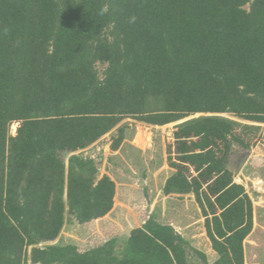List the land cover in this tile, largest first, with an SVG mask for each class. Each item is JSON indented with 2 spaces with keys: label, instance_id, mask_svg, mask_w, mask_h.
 <instances>
[{
  "label": "trees",
  "instance_id": "16d2710c",
  "mask_svg": "<svg viewBox=\"0 0 264 264\" xmlns=\"http://www.w3.org/2000/svg\"><path fill=\"white\" fill-rule=\"evenodd\" d=\"M223 113L264 124V0H0V264H245L252 202L228 164L258 127L204 115ZM194 114L175 126L162 192L194 195L212 263L152 215L121 243L38 246L67 216L82 224L113 206L114 181L81 150L124 117Z\"/></svg>",
  "mask_w": 264,
  "mask_h": 264
},
{
  "label": "rangeland",
  "instance_id": "374dc122",
  "mask_svg": "<svg viewBox=\"0 0 264 264\" xmlns=\"http://www.w3.org/2000/svg\"><path fill=\"white\" fill-rule=\"evenodd\" d=\"M104 67L105 66L102 64H97L99 74H101ZM204 115H217L233 121H238L240 124L258 127V129L255 130L252 128L250 131L245 130L243 132V138L244 141L248 143V147H242L238 144L232 146L228 167L231 169L232 173H234L241 154L248 151L249 154L243 167L238 172L237 176H233L234 181L244 185L245 190H247L248 193L254 194V192H260L258 195L261 196V191L264 190V124L242 120L228 113ZM198 116H200V114H194L180 121L160 127H155L130 117H124L116 127H125L124 136L126 137V135H128L127 139L129 138V141L135 139L134 136L136 133H139L138 138L143 137V135L146 134V143H151L150 150L148 152L146 150V154L141 156L136 152H133V149L130 147L135 146H131L130 142L126 141L123 146L120 147L119 145V149L116 151L111 150V142L117 136L116 127L103 135L95 143L81 150L80 154L94 160L98 167V177L105 174L114 181L115 187L120 194V199L126 195L127 197L130 195L129 197L133 198L132 203L136 204L137 197H141L144 204H147V202H150L153 199L159 200L162 198V193H160L162 182L168 174L175 171V169L169 166V151L173 157V133L176 129L175 126L182 121ZM17 126L18 123H12L10 125L9 132L11 135L15 134ZM237 129L240 131L242 130L241 126H238ZM134 143L138 144L136 142ZM67 156L68 155L66 154L63 155L65 161L67 160ZM162 166H164V168ZM160 168L163 170H160ZM258 177L263 179H257ZM258 189H261V191ZM126 190H130L129 195ZM186 197L187 196L183 197L186 201L185 203L180 202L179 206L176 204L171 208L172 214L170 215L178 222V226L174 229L187 239L193 248L202 252L205 255L206 260L210 262V260L217 256V253L213 250L207 234L202 233L205 229V216L202 214V208L199 205L198 209L200 211V216H198V214L194 215V210L189 206V200H187L190 199V197ZM181 204L184 205L181 207ZM134 210H136V208H134ZM143 211L146 214L147 208H143ZM154 214L158 221L166 223L168 215H166L159 206H157L156 211L154 210ZM154 214H152V216H154ZM208 217L211 218L212 214H209ZM258 219V225L264 226V216L260 215ZM133 221L134 220H132L131 223L127 222L119 209L114 210L113 212L109 211L104 216L82 224L77 223L73 218L67 216L66 222L57 238L52 241L42 242L38 246L45 244L71 243L76 245L78 250L84 251L98 246L112 237H116L118 242L121 243L122 240L127 238L129 234L128 231L131 227L135 226V222ZM258 231H260L259 227H257L253 243L246 242L247 259L248 261L254 259L251 251H249L248 245L251 246L257 242L260 244L256 246L257 249H259L257 260H259L260 263H264V235L262 236ZM260 235L261 238L258 240ZM188 259L190 264H203L200 257L195 256L194 254L190 255ZM27 264H30L29 260Z\"/></svg>",
  "mask_w": 264,
  "mask_h": 264
},
{
  "label": "crops",
  "instance_id": "0c3cea01",
  "mask_svg": "<svg viewBox=\"0 0 264 264\" xmlns=\"http://www.w3.org/2000/svg\"><path fill=\"white\" fill-rule=\"evenodd\" d=\"M153 126L160 127L159 125H153ZM125 134H126V132H125ZM138 134L139 133H136L135 136H134L135 139H132L131 141L128 140L129 138L127 139L128 135H126V137L124 136L123 140L120 143V147L123 146L125 141L126 142H130L131 146H135V147H130V148L133 149V152H136L138 155L143 156L144 154H146V150H147V152L150 150L151 143L150 144L146 143L147 142V137H145L146 134L143 135V137H140L141 139L138 138ZM134 142L138 143L139 145L135 144ZM118 149H119V147H118ZM114 151H116V150H114ZM162 167L164 168V166H162ZM161 168H160V170H163ZM169 175L170 174H168L164 178V180L162 182V185H161L160 193H162V198L159 199V200L158 199H153L150 202H147V204L146 203L144 204V201L141 199V197H137V200H136L137 203L133 204L132 203L133 198L129 197L130 196L129 195L130 190H126V192H128V195H129L128 197L126 195L125 197L120 199V196H119L120 194L117 191V188L115 187L114 202H113V206H112V209L110 210V212H113L114 210H118L119 209L121 211L124 219H126L127 222L131 223L132 220H134L133 222H135V226L131 227V229H133L135 227H140L144 223V221H145L144 219H147L149 216L154 214V210L156 211L157 206H159L161 208V210H163L165 212V214L168 215L166 223L172 225L175 228V227L178 226V222L175 221V219L172 218V216L170 215V214H172V209L171 208H172V206H174L176 204L179 206L180 202L185 203L186 201L183 199V197L187 196L186 198L190 197V199H187V200H189V202H188L189 206L191 208H193V210H194V215L198 214V216H200V211L198 209V204L195 201L194 196H193L192 193H189V194H175V193H171V194H167L166 195V194H164L162 192V188H163V185L165 183V180H166V178ZM257 179L262 180L263 178L258 177ZM258 190L261 191V189H258ZM246 192L248 193L247 190H246ZM258 194H260V192H254V194L248 193V195H249V197L251 199V202H252V223H253V225H252L251 232L248 234V236L244 239V242H243L244 262H245V264H264V263H260V261L257 260V253H258L259 249H257L256 246L260 245L259 243L256 242V244H254V245H251V246L248 245L249 251H251L252 255L254 256L253 257L254 259L252 261H250V260L248 261L247 253H246V250H247L246 242H252L253 243L254 236H255V234L257 232V227H259V229H260V231H258V232H260V234L262 236L264 235V226H259L258 225V223H259L258 217L260 215L264 216V190L261 191V194H262L261 196L258 195ZM123 199H124V201H123ZM183 205L184 204H181V207ZM145 207L147 208L146 214L143 211V208H145ZM134 208H136V210H134ZM141 214H142V216H141ZM188 215H189V213H188ZM154 216L156 218L155 214H154ZM190 219H191V217H190ZM193 221H194V219H193ZM193 221H192V223H193ZM130 230L128 232H130ZM202 233H206V229H204V231H202ZM261 235L258 237V240L261 238ZM216 258H217V256L214 259L210 260L209 263H212Z\"/></svg>",
  "mask_w": 264,
  "mask_h": 264
},
{
  "label": "water",
  "instance_id": "95a60500",
  "mask_svg": "<svg viewBox=\"0 0 264 264\" xmlns=\"http://www.w3.org/2000/svg\"><path fill=\"white\" fill-rule=\"evenodd\" d=\"M248 154H249L248 151H246V152H244V153L241 154V157L239 158V161H238V163L236 165V169H235V171L233 173V176H235V175L237 176L238 172L243 167V165H244V163L246 161V158L248 157Z\"/></svg>",
  "mask_w": 264,
  "mask_h": 264
},
{
  "label": "clouds",
  "instance_id": "9594fccd",
  "mask_svg": "<svg viewBox=\"0 0 264 264\" xmlns=\"http://www.w3.org/2000/svg\"><path fill=\"white\" fill-rule=\"evenodd\" d=\"M106 11H107L106 8H102V9H101V15H103ZM132 19H133V21H134L135 18L133 17Z\"/></svg>",
  "mask_w": 264,
  "mask_h": 264
}]
</instances>
